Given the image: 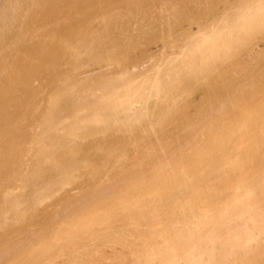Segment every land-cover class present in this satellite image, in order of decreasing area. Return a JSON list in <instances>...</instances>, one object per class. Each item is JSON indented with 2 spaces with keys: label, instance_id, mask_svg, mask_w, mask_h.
<instances>
[{
  "label": "bare ground",
  "instance_id": "6f19581e",
  "mask_svg": "<svg viewBox=\"0 0 264 264\" xmlns=\"http://www.w3.org/2000/svg\"><path fill=\"white\" fill-rule=\"evenodd\" d=\"M200 1L0 0V264H264V0Z\"/></svg>",
  "mask_w": 264,
  "mask_h": 264
},
{
  "label": "rangeland",
  "instance_id": "374dc122",
  "mask_svg": "<svg viewBox=\"0 0 264 264\" xmlns=\"http://www.w3.org/2000/svg\"><path fill=\"white\" fill-rule=\"evenodd\" d=\"M77 1H78V3H77ZM79 1L81 2L82 0H73V2L75 3L76 2V4L75 5H81V6H76V7H83V6H85L86 5V0H84L83 1V3L81 2V3H79ZM88 1V0H87ZM90 1H92V0H90ZM200 1V0H199ZM200 2H202V5H201V7L203 6H207L208 4H209V0H203V1H200ZM85 3V5H82V4H84ZM89 4V3H88ZM75 7V6H74ZM75 7V8H76ZM199 7V6H198ZM202 7V8H203ZM86 8V7H85ZM77 9V8H76ZM200 9V8H199ZM218 9H220V7L218 8ZM184 25H186L185 27H186V29L188 28L189 29V26L187 25V22L186 23H184ZM188 26V27H187ZM196 26H194L193 25V29L195 28ZM180 33H178V35H179ZM177 35V37L179 38V36ZM181 37V36H180ZM178 38H176L175 39V43L177 44H173V50H176L177 49V47L179 46V45H181V43H182V41L181 40H178ZM145 39V38H144ZM143 39V41H142V39L139 41V42H141V43H139V45L136 47V49H134L133 50V52H132V57L134 58L135 57V59H139L140 58V60H143V58H144V62H146V63H148V66H149V64L150 63H152V64H150V65H153V63L156 61V59L155 60H153L152 58L153 57H155V56H153V55H158L157 54V52L161 49V47H159V43L157 44V43H154V44H152L153 42H150L151 44H147V39L146 40H144ZM179 39H182V37L181 38H179ZM121 41H123L122 40V38L120 39ZM143 43V44H142ZM146 43V44H145ZM262 43V42H261ZM143 48V49H141V48ZM148 47V48H147ZM158 48V49H157ZM174 48H176V49H174ZM123 49H125V50H123L124 52L125 51H127L128 50V48L126 49V48H123ZM147 49V50H146ZM122 50V49H121ZM121 50L120 49H117V54H118V52H119V55L121 54ZM138 50V51H137ZM146 50V51H145ZM123 51H122V53H123ZM135 51V52H134ZM141 51V52H140ZM152 52V53H151ZM160 52V51H159ZM169 52V53H168ZM167 52V54L166 55H172L171 54V50H169ZM142 53V54H141ZM133 55H135V56H133ZM136 55H137V57H136ZM139 55V56H138ZM144 55V56H143ZM152 55V56H151ZM165 56V55H164ZM141 57H142V59H141ZM166 57V56H165ZM90 60V61H89ZM82 61H84V62H82ZM82 61H81V63H82V68H81V71L80 72H82V71H88V70H90V72L89 73H87V74H89V76L90 75H94L95 73H99L101 70V68L99 69V68H97V67H100L101 65H99V64H96V63H94L91 59H88L87 60V58L86 59H83L82 58ZM80 63V64H81ZM85 63V64H84ZM145 63V65H147ZM84 64V65H83ZM99 65V66H98ZM147 67V66H146ZM152 67V66H151ZM63 68V69H62ZM62 70H65V68H66V66L64 65V66H62ZM148 68V67H147ZM153 68V67H152ZM155 68V67H154ZM153 68V70H156V69H154ZM157 68V67H156ZM67 69V68H66ZM86 69V70H85ZM107 69V71H108V68L107 67H105V68H102V71L103 72H106L105 70ZM151 69V68H150ZM150 69H149V71H148V73H152L151 71H150ZM93 70V71H92ZM144 70L145 71H147L148 69H145V66H144ZM93 73H92V72ZM101 71V72H102ZM145 71H143V72H145ZM95 72V73H94ZM83 73H81L80 74V77H86V75L85 74H83ZM142 77H140V79H141ZM138 79H139V77H138ZM139 79V80H140ZM137 80V79H136ZM39 82L40 81H35L34 82V87H38V86H42V83H44L45 84V86L43 87H41V95H40V97H38L39 99V105H38V102H37V109H39L38 107L40 106V109L39 110H36V112H39V113H36V115H38V114H40V110H42V106L44 107V105H45V97L47 96V94H48V92L50 91V89H48L47 88V85H46V83L44 82V81H42V83H41V85H39ZM204 83L205 82H203L201 85L203 86V88H205L204 87ZM43 84V85H44ZM43 88V89H42ZM202 87H198V88H196L195 89V91L193 90L192 91V93L190 92V94H187L186 92H182L180 95H179V97H178V99H177V103H178V105L179 106H182L184 103H186L187 101V103H189L190 102V104H189V110H192L191 108H194L193 106H195L198 102H199V99H201V97L202 96H204V94H203V91H204V89H203ZM194 99V100H193ZM153 101H154V99H152ZM169 101V100H168ZM166 102V105L169 103H171L170 101L169 102ZM172 101V100H171ZM196 101V102H195ZM198 101V102H197ZM194 102L196 103L195 105H194ZM193 105V106H192ZM148 107H151V106H148ZM191 107V108H190ZM141 108V107H140ZM159 111V110H158ZM158 111H155L156 113L158 112ZM159 113H163L162 111H159ZM162 115H164V113L162 114ZM98 135H95V136H93V138L91 139L90 137V139L89 138H87L88 140H86L85 139V141H84V143H82V144H85V146L87 145L88 147L89 146H91V145H95V144H97L96 146H99L100 148V150H98L100 153H105L104 152V146H107V144H111L110 143V141H112V142H114V136H115V139H117L116 137H118V135H119V133L117 134L115 131H113V130H110L109 132H108V134H105L104 135V137H103V134H101L100 136H99V134L100 133H97ZM113 136V138H112V136ZM97 136V137H96ZM103 137V138H102ZM97 138V139H96ZM100 138H102V139H100ZM107 138V139H106ZM110 138V139H109ZM100 139V140H99ZM111 139H113V140H111ZM99 140V141H98ZM103 140V141H102ZM106 140V141H105ZM110 140V141H109ZM80 140H78V142H79ZM136 141H138V142H136V144H139V142H142V144L144 143L143 141H140V140H136ZM95 142V143H94ZM108 142V143H107ZM81 143V142H80ZM90 144V145H89ZM99 144V145H98ZM103 144V145H102ZM135 144V145H136ZM142 144H139V145H142ZM103 146V148H102V146ZM130 146H128L127 148H129ZM98 149V148H97ZM97 149L96 150H93V152H96L97 151ZM132 149L133 148H131L130 149V151L129 152H131L132 151ZM97 151V152H98ZM98 152V157L99 156H103L102 154H100ZM128 152V153H129ZM94 156V155H93ZM94 157H96V156H94ZM81 181V179L77 182H75L73 185H71V184H69V185H64L63 187H59V188H56L55 190H54V193L50 196V197H48V198H46V199H44V200H42V201H40V202H37L34 206H33V208L36 206V208H32V209H30V213H34V214H36V216L37 217H39V219L41 220V219H43L44 217H45V215L46 214H48V212L49 211H52L53 209H54V207H56L57 205H59L60 203H62L64 200H65V198H66V196H67V194L68 193H72V195L75 193H77L78 194V192H79V184L81 183L80 182ZM14 187L12 188V186L10 187V191H11V193H13V195H18V196H25V195H23V193L25 192V190L26 189H23L22 187H20L21 186V183H19V182H15V185H14V183L12 184ZM16 186V187H15ZM18 186V187H17ZM21 188V189H20ZM25 194V193H24ZM76 194V195H77ZM16 195V196H17ZM31 210H34V211H32L31 212ZM36 212V213H35ZM38 212V213H37ZM39 213H41V214H39ZM42 213H44L43 215H42ZM43 216V217H42ZM47 216V215H46ZM20 225H22V226H24V223L22 222V224L21 223H19ZM18 224V225H19ZM19 225V226H20ZM9 228H7V229H5V231L3 230V231H0V235L2 234V235H4V237H6L7 235H10L11 236V238H15V232L14 231H12L13 229L11 228L10 230H8ZM15 230V229H14ZM8 231V232H7ZM12 233H11V232ZM10 232V233H9ZM4 233V234H3ZM1 235V236H2ZM14 235V236H13ZM0 236V237H1ZM9 236V237H10ZM13 236V237H12ZM3 237V236H2ZM254 242H252V244H253ZM113 247L114 246H112V244H110V243H108L106 246H104V247H102V248H99L98 249V251H97V249H96V251H95V256L93 257V259L91 260V261H89L88 263H86V264H99V263H97L99 260H97V259H100V258H98V257H101V260H102V256H104V258H103V260H102V262H100V264L102 263V264H112V257H113ZM109 254V255H108ZM64 256L66 257V255H63V258L60 256V257H58V259L60 260V261H64V260H61V259H64ZM106 256V257H105ZM108 258V259H107ZM57 259V260H58ZM66 260V259H65ZM59 261V262H60ZM67 261L68 260H66V261H64L63 262V264H65V262H66V264H67ZM58 262V261H57ZM106 262V263H105ZM58 264H61V262L60 263H58Z\"/></svg>",
  "mask_w": 264,
  "mask_h": 264
}]
</instances>
